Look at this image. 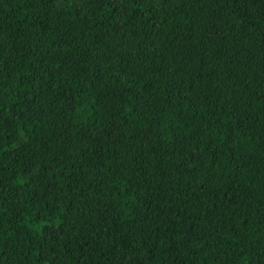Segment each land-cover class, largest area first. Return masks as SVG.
Segmentation results:
<instances>
[{"label": "trees", "instance_id": "trees-1", "mask_svg": "<svg viewBox=\"0 0 264 264\" xmlns=\"http://www.w3.org/2000/svg\"><path fill=\"white\" fill-rule=\"evenodd\" d=\"M0 264H264V0H0Z\"/></svg>", "mask_w": 264, "mask_h": 264}]
</instances>
